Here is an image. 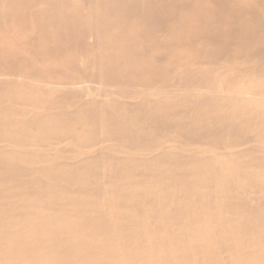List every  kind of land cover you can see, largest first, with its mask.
I'll return each instance as SVG.
<instances>
[{
	"label": "bare ground",
	"instance_id": "bare-ground-1",
	"mask_svg": "<svg viewBox=\"0 0 264 264\" xmlns=\"http://www.w3.org/2000/svg\"><path fill=\"white\" fill-rule=\"evenodd\" d=\"M81 1L0 0V264H264V0Z\"/></svg>",
	"mask_w": 264,
	"mask_h": 264
},
{
	"label": "rangeland",
	"instance_id": "rangeland-1",
	"mask_svg": "<svg viewBox=\"0 0 264 264\" xmlns=\"http://www.w3.org/2000/svg\"><path fill=\"white\" fill-rule=\"evenodd\" d=\"M95 1L96 0H82L81 2L84 3V5H88L89 9H92L93 7H91L89 4H92V3L94 4ZM94 10H95V8H94ZM133 18L132 19L129 18V19L132 21V20H134ZM126 23H128V25H129L130 24L129 20ZM7 35L9 36V34H7ZM88 40H90V41H88ZM91 40L92 39H87L86 42H84V44L86 45V43H87L89 47L92 46V41ZM91 48H92V50H95V48H93V46ZM83 62H84V60H83V58H81V59H78V63L77 64L79 66H81L83 64ZM85 84H87V82H83V85H85ZM129 101L131 103H135L137 101V99H129ZM41 110L42 109L40 107V111ZM38 111H39V109H38ZM243 143H244V146H250V147H255L257 145L256 141H254L249 135H246L244 137V142ZM253 159H254V161H257L256 157H253ZM95 164L101 169H106V164L104 162H102L101 160L100 161L97 160L95 162ZM201 192H202L203 195H207L209 193V189L208 188H201Z\"/></svg>",
	"mask_w": 264,
	"mask_h": 264
}]
</instances>
